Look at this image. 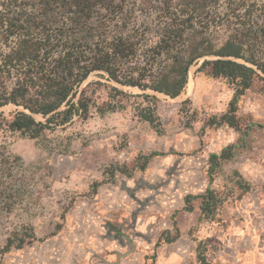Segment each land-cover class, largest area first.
Masks as SVG:
<instances>
[{"label":"rangeland","instance_id":"rangeland-1","mask_svg":"<svg viewBox=\"0 0 264 264\" xmlns=\"http://www.w3.org/2000/svg\"><path fill=\"white\" fill-rule=\"evenodd\" d=\"M202 63L179 99L148 93L162 134L139 117L142 92L104 73L80 89L96 104L88 119L39 139L0 129V146L24 164L16 171L20 200L12 212L0 208V264H82L72 246L109 234L122 218L130 236L123 241L136 249L124 264H264V76L238 99L239 129L210 126L228 115L236 88L199 72ZM110 87L134 96L111 100L121 107L101 115ZM16 111L10 105L0 115ZM224 150L231 158L210 174V156ZM208 191L209 215L201 198Z\"/></svg>","mask_w":264,"mask_h":264},{"label":"trees","instance_id":"trees-1","mask_svg":"<svg viewBox=\"0 0 264 264\" xmlns=\"http://www.w3.org/2000/svg\"><path fill=\"white\" fill-rule=\"evenodd\" d=\"M200 61L199 72L236 88L228 115L209 125L239 129L238 99L264 76V0H0V109L17 108L11 119L0 115V129L39 139L76 117L88 119L96 104L80 89L104 73L142 92L136 97L147 105L139 117L162 134L148 93L176 100ZM133 96L110 87V101ZM110 101L98 108L101 115L121 107ZM229 152L210 156V174ZM23 167L0 146V208L8 213L22 195L16 171ZM212 196H201L207 215Z\"/></svg>","mask_w":264,"mask_h":264},{"label":"crops","instance_id":"crops-1","mask_svg":"<svg viewBox=\"0 0 264 264\" xmlns=\"http://www.w3.org/2000/svg\"><path fill=\"white\" fill-rule=\"evenodd\" d=\"M125 220L126 218L119 219L109 234L97 235L90 244L81 246V244L76 243L72 246L76 253L75 257L77 256L78 260L81 259L82 264H124L125 260L132 256V253L136 250L131 243L126 244L123 241L130 237L124 233L125 228L122 224L126 223ZM132 221L136 229L137 218L135 217ZM127 225L129 226V224ZM116 236L123 241L119 243L120 247L112 242V240H117ZM94 239L97 242H94ZM258 261L264 263V251L258 256Z\"/></svg>","mask_w":264,"mask_h":264},{"label":"bare ground","instance_id":"bare-ground-1","mask_svg":"<svg viewBox=\"0 0 264 264\" xmlns=\"http://www.w3.org/2000/svg\"><path fill=\"white\" fill-rule=\"evenodd\" d=\"M190 72H191V71H190ZM128 88H130V87H128ZM131 89H136V88H131ZM137 90H138V89H137ZM138 91H139V90H138ZM177 99H179V97H178ZM177 99H176V100H177ZM171 100H173V99H171ZM174 101H175V100H174Z\"/></svg>","mask_w":264,"mask_h":264},{"label":"water","instance_id":"water-1","mask_svg":"<svg viewBox=\"0 0 264 264\" xmlns=\"http://www.w3.org/2000/svg\"><path fill=\"white\" fill-rule=\"evenodd\" d=\"M130 88H132V87H130ZM156 94L160 95L159 93H156Z\"/></svg>","mask_w":264,"mask_h":264}]
</instances>
